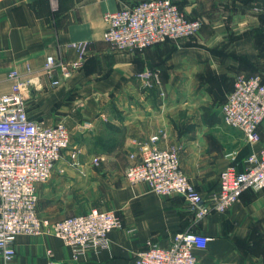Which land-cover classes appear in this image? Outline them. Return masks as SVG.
<instances>
[{"label":"crops","instance_id":"0c3cea01","mask_svg":"<svg viewBox=\"0 0 264 264\" xmlns=\"http://www.w3.org/2000/svg\"><path fill=\"white\" fill-rule=\"evenodd\" d=\"M138 1L0 0V95L32 80L23 92L29 118L43 126L63 122L71 134L50 180L37 185L39 214L57 220L98 208L123 223L106 248L78 259L55 235H19L13 264H133L139 251L169 247L184 231L209 237L195 249L197 264H264V189H247L226 212L198 218L182 195H159L126 178L137 143L158 135L159 147H179L182 170L209 202L220 172L232 163L244 171L249 155L264 147L261 127L252 146L225 124L220 108L209 111L227 99L238 75L264 82V0H178L189 18L203 19L197 37L112 47L103 39L104 13ZM74 42L84 45V66L53 86L46 59L78 58ZM148 69L159 77L151 86L137 77ZM243 144L250 149L242 151Z\"/></svg>","mask_w":264,"mask_h":264},{"label":"built area","instance_id":"2783aa9c","mask_svg":"<svg viewBox=\"0 0 264 264\" xmlns=\"http://www.w3.org/2000/svg\"><path fill=\"white\" fill-rule=\"evenodd\" d=\"M107 27L103 39L120 50L145 49L166 40L181 41L199 34L203 19L189 18L177 0H140L104 13ZM78 58L68 60L49 55L44 70L53 86L84 66V45L72 43ZM28 71H31L30 69ZM59 71L62 78H55ZM19 74L12 70L9 74ZM146 86L159 82L158 74L148 69L137 74ZM33 81L17 82L9 93L0 95V254L4 264H13L15 240L19 235L52 234L72 250L74 259L87 251L107 247L109 234L123 226L113 210L92 208L85 213L54 220L38 212L37 185L50 180L55 163L71 145V134L63 122L43 126L28 116L24 91ZM226 125L239 129L252 146L261 140L264 122V82L259 75H238L232 91L221 106ZM158 135L150 142H138L132 163L126 170L131 183L146 182L159 195H182L198 218L212 211L226 212L239 201L247 189H264V147L254 149L246 160V169L238 171L229 164L220 172V189L205 202L199 189L190 181L180 164L179 147H159ZM76 158L77 152H72ZM232 160L236 153L228 155ZM99 164V159L94 158ZM209 237L184 231L173 235L169 247L153 244L139 251L133 264H197L195 249L203 247Z\"/></svg>","mask_w":264,"mask_h":264},{"label":"rangeland","instance_id":"374dc122","mask_svg":"<svg viewBox=\"0 0 264 264\" xmlns=\"http://www.w3.org/2000/svg\"><path fill=\"white\" fill-rule=\"evenodd\" d=\"M198 36V35H197ZM197 36H195V37H197ZM195 37H193V38H195ZM188 39H192V38H188ZM225 102V101H224ZM223 102V103H224ZM223 103H221L220 104V106L219 107H217L216 105H214V106H210L209 107V111H218V109L220 108V110H221V106H222V104ZM226 124V123H225ZM261 134H262V139L264 140V122H263V124L261 125ZM177 146V145H176ZM250 148H249V146H248V144H243V148H242V151H247V150H249ZM47 182H45L44 184H46ZM197 217V216H196Z\"/></svg>","mask_w":264,"mask_h":264},{"label":"trees","instance_id":"16d2710c","mask_svg":"<svg viewBox=\"0 0 264 264\" xmlns=\"http://www.w3.org/2000/svg\"><path fill=\"white\" fill-rule=\"evenodd\" d=\"M177 3H178V5H179V7H180V4H179V2H178V0H177ZM181 8V7H180ZM181 10H182V8H181ZM183 11V10H182ZM191 38H193V37H191ZM184 40V39H183ZM234 86V85H233ZM261 127V126H260Z\"/></svg>","mask_w":264,"mask_h":264}]
</instances>
